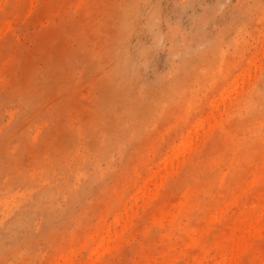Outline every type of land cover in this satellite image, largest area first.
<instances>
[{
  "label": "rangeland",
  "instance_id": "374dc122",
  "mask_svg": "<svg viewBox=\"0 0 264 264\" xmlns=\"http://www.w3.org/2000/svg\"><path fill=\"white\" fill-rule=\"evenodd\" d=\"M0 264H264V0H0Z\"/></svg>",
  "mask_w": 264,
  "mask_h": 264
},
{
  "label": "bare ground",
  "instance_id": "6f19581e",
  "mask_svg": "<svg viewBox=\"0 0 264 264\" xmlns=\"http://www.w3.org/2000/svg\"><path fill=\"white\" fill-rule=\"evenodd\" d=\"M184 138H185V137H184ZM184 144H185V142H184ZM186 146H187V145H186ZM186 146H185V147H186ZM173 148H174V147H173ZM177 149H178V147H177Z\"/></svg>",
  "mask_w": 264,
  "mask_h": 264
}]
</instances>
